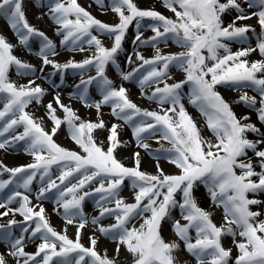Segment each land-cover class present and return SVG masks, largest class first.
Listing matches in <instances>:
<instances>
[{
    "label": "snow or ice",
    "instance_id": "obj_1",
    "mask_svg": "<svg viewBox=\"0 0 264 264\" xmlns=\"http://www.w3.org/2000/svg\"><path fill=\"white\" fill-rule=\"evenodd\" d=\"M161 2L173 14L171 17L155 8H141L136 0H93L102 11L115 14L118 22L110 24L94 17L78 0H48L47 4L39 0V6L47 8L49 18L57 26L55 31L62 37L61 46L71 51H85L87 44L95 49L82 61L69 59L60 63L51 58L58 55L57 45L29 22L25 0H0V17L7 21L19 46L40 58L39 71L51 65L55 70L52 75L60 73L63 82L66 70H79L81 79L75 85L76 94L85 107H94L97 112L96 121L83 120L57 94L54 101L64 115L57 116V109L48 103L46 115L53 126L50 131L45 130L43 118H34L25 111L33 101H41L45 89L35 80L18 85L9 77L12 67L19 75L34 74L37 69L15 55L17 45L0 34V137H4L0 140V149L23 141L25 152L33 157L32 163L18 167L9 168L0 162V175H9V179H0V192L15 186L0 208L14 201L19 203L17 208L0 213V217L18 213L23 218V221L10 219L0 224V242L7 245L6 252H0V264H9V258L13 264H119L121 248L131 257L130 264H177L176 253L181 242L196 264H264V207H260L264 206V200L257 198L264 195V0ZM225 16L229 17L227 24ZM253 18L260 29L258 34L251 24L238 26V22ZM145 19L153 22L148 27L154 35L142 39L141 22ZM133 24L136 28L133 43L150 45L156 51L151 58L137 52L136 58L142 63L120 75L128 81L145 69L138 79L141 94L145 87L155 84L147 98L161 105L159 112L138 107L129 98L128 90L115 87L105 74L108 64L119 70L116 57L123 50L125 36ZM94 32L112 40L111 47L105 46ZM249 33L257 35L255 47L249 45L232 52L225 42L246 44ZM33 41L38 44V50L32 49ZM169 41L183 50L162 53L157 44ZM257 51L261 59L249 61L247 57ZM128 62H132L131 57ZM170 66L182 71L183 79L168 83L172 79ZM91 68H95V76L84 79L83 73ZM94 83L101 99L89 103V88ZM161 83L163 87L159 86ZM223 84L255 91V95L243 92L234 103L254 110L258 124L249 115H236L216 90L217 85ZM186 85L190 86L189 103L204 117L211 139L202 135L181 102ZM165 104L171 106L165 108ZM105 105L111 108L114 117L131 127L138 147L150 151L145 134L156 133L171 145L155 150V174L141 170L139 152L133 154V167L117 158L116 150L124 146L119 139L121 125L105 124L100 116ZM62 124L80 151L55 142L53 137ZM19 127L23 131L17 133ZM96 130L108 132L106 149L103 141L97 142ZM161 159L176 171L166 173L160 166ZM54 165L59 170L55 179L51 175ZM38 176L42 186L36 199H44L55 190L56 211L59 214L58 210L63 209L65 227L62 230L58 231L50 223L44 207L33 206L25 194L31 191ZM97 178L98 187L85 190ZM125 180L130 181L134 190V203H126L120 197ZM201 186L211 204L223 210L219 225L213 221L212 212L201 207L196 198L195 192ZM21 188L25 192L19 191ZM96 195L99 214L89 219L84 212V201ZM110 203L115 206L107 207ZM254 206L257 210H253ZM175 210L179 219L173 215ZM106 217L114 218L115 222L105 226L101 221ZM137 219L142 221L138 227L132 224ZM165 221L171 223L175 240L166 241L162 235ZM25 223L27 226H23ZM73 224L75 239L67 234V225ZM89 225L116 243L113 258L108 257L107 250L104 254L97 251L95 234L89 236V246L82 243V231ZM14 227H20V235L13 234ZM225 237L231 238L232 247L224 246ZM27 240L36 244L34 252L25 250Z\"/></svg>",
    "mask_w": 264,
    "mask_h": 264
},
{
    "label": "rangeland",
    "instance_id": "obj_2",
    "mask_svg": "<svg viewBox=\"0 0 264 264\" xmlns=\"http://www.w3.org/2000/svg\"><path fill=\"white\" fill-rule=\"evenodd\" d=\"M43 2L47 4L48 0H43ZM136 2L141 8H155V10L161 12L165 16L171 17L173 15L165 7H163L161 0H136ZM78 3L81 6L85 7V9L88 10L94 17L100 19L101 21L110 24L118 22L117 17L115 16L114 13H112L110 10H108L107 12L102 11L95 3H93V0H78ZM242 6H244L245 9L247 10L246 5H242ZM25 9L29 22L35 27L44 31L57 45L56 51L58 52V55L55 57H51L52 59H55L57 62L60 63H64L69 59H73L79 62L85 59L86 57L91 56L95 51L94 48L89 47L87 44L84 45L85 51H71L68 49L67 46H61L60 40L62 39V37L58 36L55 31L57 26L49 18L47 14V8L39 6V0H25ZM232 15L235 16V13L233 12ZM228 22H230L229 17L225 16V24H227ZM151 23L153 22L148 19H145L144 21L141 22L142 24L141 32L143 34L142 39H147L148 37L154 35V33L148 27V25ZM245 23L251 24L253 27L256 28V33L257 34L259 33L260 29L257 25L255 18H253L250 21L238 22V26L240 24H245ZM0 34H3L7 38V40L12 44L17 45V47L14 49L15 55H17L23 61L31 63L37 69V71L34 74L19 75L17 74L15 67H12L9 71V77L13 82L17 83L18 85L27 84L29 80H35L37 85L45 89V95L42 97L41 101L39 103L33 101L25 109V111L29 112L34 118L37 119L43 118L42 124L45 127V130L50 131L53 126L52 122L48 119L46 115V111H47L46 105L48 103L51 102L53 104V107L57 109L56 111L57 116L63 118L64 113L60 110L59 106L56 105L54 101V97L57 94L60 95L62 103L74 109L77 112V114L81 117V119L92 120V121L97 120L96 109L94 107L92 108L85 107L84 102H82L76 94L77 90L75 89V85H77L81 79V73L79 70H73V69L66 70L63 74L64 77L63 82H61L60 73H56L55 75H52V73H54L55 70L52 68L51 65L44 67L43 72L39 71V69L42 66V61L35 54H30L26 50H23L21 46H19L16 37L8 27L7 21L3 17H0ZM93 34L97 35L102 40L105 46L111 47L112 40H110L107 36H101L99 33L96 32H94ZM135 35H136V28L133 24L132 26L129 27L128 32L125 36L123 42V50L119 52L116 57L117 64L119 65V70L114 65L108 64L105 69V74L108 76L110 80L113 81V85L115 87H120V86L125 87L128 90L129 98L135 104H137L138 107L142 109H147L149 111L159 112L161 110V105H159L156 101L147 98L148 96L151 95L156 85L153 84L151 87H145L143 90L144 94L143 95L141 94V88L138 83V79L141 76V74L145 71V69H141L140 73H137L132 80H128V81L123 80L122 76L120 75V72L128 73L133 69L138 68L139 65L142 63L140 60L136 58L137 52L145 56V58H151L155 54L156 48H153L150 45H141L139 42L133 43ZM248 36H249L248 42L243 45L237 41H225V42L229 44V47L232 52H236L243 47H248L249 45L255 47L257 41V35L253 33H249ZM31 47L33 50H38V44L35 41L31 42ZM157 47L164 54L175 53L183 50L171 41H169L167 44L158 43ZM128 57L132 58L131 63L128 62ZM247 59L249 61H254L261 59V57L259 56V53L257 51V52H253L249 57H247ZM145 68H147V66H145ZM95 74H96L95 68H91L83 73V78L87 79L88 76H95ZM169 74L171 75L172 79L168 80L167 81L168 83H173L180 79H183L184 76L182 71L178 70L173 66H170ZM159 86L163 87V84L161 83ZM216 90L220 92V94L224 97V99L227 102H229V104L233 108V111L236 113L238 117L242 115H249L251 117V121L258 124L256 113L254 110H249V108L244 104L234 103V101L237 100L239 96L245 91L248 92L249 95H255L256 93L253 89L251 88L237 89L233 85L223 84V85H217ZM189 91H190V86L188 85H186L182 89L181 102L184 104L188 113L195 120L197 127L201 130L202 135L206 138L211 139L212 136L205 125L204 117L200 114L197 108H195L191 103H189V96H188ZM100 99L101 96L99 90L96 87V84L94 83L89 88V103L99 101ZM170 106L171 105L165 104L163 107L167 108ZM0 107H2V105H0ZM100 116L108 127H111V125L114 123L121 125V127L118 129V132H119V139L122 142H124V146L116 150L117 158L120 159L126 166L133 167L134 166L133 154L135 152H139L141 157V170L151 174H155L156 160L154 159V156L157 155L155 150L161 148H169L171 145L167 141L161 139L159 133H156L155 135H151V136L145 134L146 136H148V138L145 139V142L150 145V151H146L143 148L137 146L136 141L132 136L131 127L125 124L124 121L118 120L116 117H114L111 114V108L109 106L105 105L102 107ZM0 125H2V122H0ZM22 131H23L22 127L16 129L17 133H20ZM107 135L108 132L106 130H96L94 132V136L96 137L97 142L103 141V145L105 149L107 148V139H106ZM249 137L254 138L252 134H249ZM2 139H4V137H0V140ZM53 139L55 140L56 143H58L64 148L74 151H80L77 145H75V143L68 137L66 125L63 124L61 125L60 129L58 130L57 134L53 137ZM157 141H159V143H157ZM24 149H25V144L23 141L17 142L13 144V146L8 147L6 149H0V162H2L4 165H6L9 168L32 163L33 157L28 155ZM160 155H162V153ZM160 166L161 168H163V170L166 173H172L176 171L174 166L169 164L164 159L160 160ZM51 175L53 179H55V177L59 175V170L57 166L54 165L52 167ZM0 179H9V175L7 173H4L3 175H0ZM98 180L99 178H97V181H94L91 184V186L89 188H86L85 190L91 191L95 187H98ZM72 182L75 183V180H73ZM41 186H42L41 181L39 180V176H38L37 179L33 181V184L31 186V191L25 194L29 195V198L32 201L33 206L39 205L44 207L46 210V214L50 220V223L58 231L62 230L65 227L64 220L62 219L63 209L60 208L58 210L59 214L56 211L58 206L55 204V190H53V192L47 193L46 198L37 200L36 194ZM14 187H15L14 185H11L9 186L8 189H5L3 192H0V203H6V197L7 195L11 194V190ZM19 191L25 192L23 188L19 189ZM195 195L200 206L208 211H211L213 221L217 225H219L222 222V215H223L222 208L214 207L211 204V201L208 198L206 190L203 188V186H201L196 190ZM120 197H122L126 203H134V190L132 189L129 180H125L124 184L121 186ZM98 198H99L98 195L90 196L86 198L84 201V205H83L84 212L89 219H91L92 216H96L99 214L95 203V201ZM257 198L264 200V195H261ZM18 206H19L18 201H14L6 208H0V213L7 211L8 208L15 209ZM106 206L114 207L115 205L114 203H110L107 204ZM260 207H264V206H260ZM253 210H257V206H254ZM173 215L177 219L180 218L178 215V210L173 211ZM10 219L23 221V218L18 213L16 214L9 213L8 216L0 217V224L7 223L8 220ZM101 222L105 226H107L109 224L114 223L115 220L112 217H106L103 218ZM141 222H142L141 220L137 219V220H133L132 224L138 227L139 223ZM23 226H27V223H25ZM75 233H76L75 224L67 225V234L69 235V237L75 239ZM13 234L17 236L20 235V227H14ZM93 234H95L98 239L97 251L100 252L101 254H104L105 250H107L108 257L113 258L115 255L116 243L101 236L98 232H95V228L92 225H89L82 231V237H81L82 243L85 246H89L88 238L90 235ZM162 235L164 236L166 241H172L176 239L174 233L172 232L171 223L169 221H165L163 223ZM223 244L225 247H232L231 238L225 237L223 240ZM35 249H36V244L32 240H27L25 250L28 252H34ZM6 250H7V245L3 242H0V252H6ZM233 252L235 253V249H233ZM176 255L178 257L177 264H196L195 258L184 250V246L182 242H181L180 251L177 252ZM130 261H131V257L129 256V254L123 248H121V252L119 256V264H130ZM9 264H13L11 258H9Z\"/></svg>",
    "mask_w": 264,
    "mask_h": 264
}]
</instances>
